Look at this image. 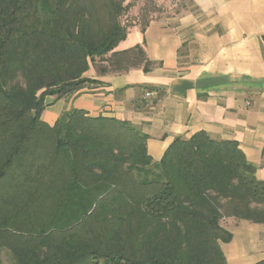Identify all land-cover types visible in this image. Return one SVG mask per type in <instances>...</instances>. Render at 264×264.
Returning a JSON list of instances; mask_svg holds the SVG:
<instances>
[{
	"label": "trees",
	"instance_id": "trees-1",
	"mask_svg": "<svg viewBox=\"0 0 264 264\" xmlns=\"http://www.w3.org/2000/svg\"><path fill=\"white\" fill-rule=\"evenodd\" d=\"M117 0H0V251L13 264H227L223 217L264 224V181L235 140L178 137L159 161L126 121L63 111L99 73L154 66ZM254 264H264L261 260Z\"/></svg>",
	"mask_w": 264,
	"mask_h": 264
},
{
	"label": "crops",
	"instance_id": "crops-1",
	"mask_svg": "<svg viewBox=\"0 0 264 264\" xmlns=\"http://www.w3.org/2000/svg\"><path fill=\"white\" fill-rule=\"evenodd\" d=\"M178 23L152 21L127 30L115 51L141 45L154 66L120 73L90 67L89 83L69 97L47 96L41 119L53 125L65 110L126 121L147 135L159 161L178 137L204 131L235 140L264 181V0H191ZM153 91L151 98H144ZM249 103V104H248ZM221 243L227 264L264 260V224L243 220Z\"/></svg>",
	"mask_w": 264,
	"mask_h": 264
},
{
	"label": "rangeland",
	"instance_id": "rangeland-1",
	"mask_svg": "<svg viewBox=\"0 0 264 264\" xmlns=\"http://www.w3.org/2000/svg\"><path fill=\"white\" fill-rule=\"evenodd\" d=\"M122 7L119 15L120 24L126 29L139 27L143 29L152 21L178 23L190 12L194 11L191 0H117ZM110 55L96 58V63L91 64L97 72L105 65ZM86 76V73L84 74ZM243 220L234 217H223L221 225L230 232L240 226ZM0 264H13V259L7 250L0 251Z\"/></svg>",
	"mask_w": 264,
	"mask_h": 264
},
{
	"label": "built area",
	"instance_id": "built-area-1",
	"mask_svg": "<svg viewBox=\"0 0 264 264\" xmlns=\"http://www.w3.org/2000/svg\"><path fill=\"white\" fill-rule=\"evenodd\" d=\"M153 91H146L144 93V98L147 99V98H151L153 96ZM249 104V103H248Z\"/></svg>",
	"mask_w": 264,
	"mask_h": 264
}]
</instances>
